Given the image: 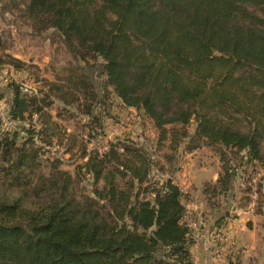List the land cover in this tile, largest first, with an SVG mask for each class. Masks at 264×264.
Wrapping results in <instances>:
<instances>
[{"label": "trees", "instance_id": "1", "mask_svg": "<svg viewBox=\"0 0 264 264\" xmlns=\"http://www.w3.org/2000/svg\"><path fill=\"white\" fill-rule=\"evenodd\" d=\"M11 2L23 5L35 31L51 28L87 72L103 75L125 106L152 120L169 163L182 145L214 148L223 164L213 193L231 188L227 153L264 167V0ZM73 73L50 81L46 93L6 87L10 118L35 116L38 129H24L21 143L17 131L1 133L0 264H191L183 193L170 176L149 179L145 147L118 140L82 153L76 175H91L93 185L82 198L56 165L34 177L41 153L34 136L44 146L70 138L50 111L51 96L68 105L79 90L91 95V75Z\"/></svg>", "mask_w": 264, "mask_h": 264}, {"label": "rangeland", "instance_id": "2", "mask_svg": "<svg viewBox=\"0 0 264 264\" xmlns=\"http://www.w3.org/2000/svg\"><path fill=\"white\" fill-rule=\"evenodd\" d=\"M97 1L100 2V0ZM247 7L262 15L259 8ZM23 10L22 4L14 5L11 0H0V137L1 133L17 131V142L21 143L23 137L28 136L24 129L31 128L34 123L35 131L38 129L35 116L32 121L30 118L23 121H14L10 118L6 100L11 95L6 89L10 83L21 87L23 92L26 89L46 93L52 89L51 83L53 82L50 81L57 80L58 77H68L70 72H74L75 77L86 72L92 77V85L90 90L88 89V93L91 95L88 96L92 97L93 93L97 96L96 98H86L80 90L76 94L74 90L68 88V92L75 93L78 98L76 102L68 105H65L54 95L51 96L50 100L53 104L50 111L53 115H58L56 120L66 129L70 138L64 136L60 142L54 141L55 143L51 146H44L37 136H34V145L41 147V153L38 155L39 165L34 169V177L37 178V175L41 173H49L52 166L56 165L60 170L71 174L74 179V191L78 197L82 198L86 194L91 195L92 176L76 175V169L86 159V156L82 157V153L103 152L105 147L108 148L110 144L116 143L118 140L143 146L151 153L153 159L149 179L159 181L164 177H172L174 171L180 167L178 153L184 146H180L173 163H169L167 157L170 151L167 148V141H158L159 132L154 127L152 120L142 110L125 106L112 91V88L105 84L103 75L87 72L89 70L85 69H89V66L78 61L51 28L35 31L34 24ZM12 58L18 59L21 64L14 62ZM12 63L18 67H14ZM81 69L84 70L81 71ZM87 106L91 109V113L84 112ZM194 126V122L189 125L190 132L193 131ZM262 148L264 150V142ZM227 157L228 164L235 170L236 186L232 184L228 192L217 194L218 192L213 193L211 188L214 182L208 180L209 178L203 180L205 208L209 211L207 214H213L216 211L220 217L212 229L218 228L221 223L225 224V237L229 223L233 225L235 218H238L234 209L238 207L245 209L253 202L251 209L264 214V192L256 194L250 192L252 187L254 190L257 188L258 183L262 185L260 181L264 179V175L260 176L255 183L250 182L251 177L259 170V166L249 165L242 154L229 152ZM222 164L220 161L219 174L222 173ZM100 185L101 183H99ZM188 216L195 222V228H198V218L193 217L191 213ZM225 217L230 219L224 220ZM222 220L224 221L222 222ZM262 228H264V220ZM194 230L190 233L191 241L195 238L193 237ZM225 243L226 240L218 245Z\"/></svg>", "mask_w": 264, "mask_h": 264}, {"label": "crops", "instance_id": "3", "mask_svg": "<svg viewBox=\"0 0 264 264\" xmlns=\"http://www.w3.org/2000/svg\"><path fill=\"white\" fill-rule=\"evenodd\" d=\"M179 152L180 167L174 171L171 178L183 193L186 213L198 218V228L193 231L195 238L190 245L191 264H264V228H262L264 214L251 209L253 202L245 209L240 207L234 209L238 218H235L233 225L231 223L228 225L224 239L227 244L218 245L222 241L212 237L215 231L212 226L220 217L216 211L207 214L209 211L205 208L203 180L209 178L208 180L215 183L218 179L220 164L218 152L209 146H202L190 152L182 148ZM232 184L236 186L235 176ZM261 184L262 193L264 179L261 180ZM250 192L259 193L254 187ZM226 218L224 220L230 219Z\"/></svg>", "mask_w": 264, "mask_h": 264}, {"label": "built area", "instance_id": "4", "mask_svg": "<svg viewBox=\"0 0 264 264\" xmlns=\"http://www.w3.org/2000/svg\"><path fill=\"white\" fill-rule=\"evenodd\" d=\"M107 149V147H105V150ZM264 175V167H260L259 166V170L254 174L253 177H251L250 182L251 183H255L260 176ZM184 221L186 223V225L188 226V228L190 229V233L192 230L195 229V222L193 221V219L191 217L188 216L187 213H185L184 215ZM225 230H226V226L225 224H220L218 228L215 229V231L212 234V237L215 240H219V241H224L225 239Z\"/></svg>", "mask_w": 264, "mask_h": 264}, {"label": "water", "instance_id": "5", "mask_svg": "<svg viewBox=\"0 0 264 264\" xmlns=\"http://www.w3.org/2000/svg\"><path fill=\"white\" fill-rule=\"evenodd\" d=\"M226 215H227V213H226Z\"/></svg>", "mask_w": 264, "mask_h": 264}]
</instances>
